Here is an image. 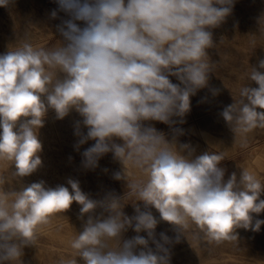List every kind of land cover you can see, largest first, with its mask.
Listing matches in <instances>:
<instances>
[{"label":"clouds","instance_id":"clouds-1","mask_svg":"<svg viewBox=\"0 0 264 264\" xmlns=\"http://www.w3.org/2000/svg\"><path fill=\"white\" fill-rule=\"evenodd\" d=\"M10 2L0 0V7ZM56 3L70 17L57 25L63 38L59 46H35L25 37L0 54V160L15 167L10 176L0 174V264L20 260L25 247L35 246L39 227L73 202L81 206L82 231L70 244L75 256L58 264H170L173 241L163 232L157 239L160 221L182 236L195 224L208 243L217 245L237 241L238 228L258 232L264 220L253 223L252 214L264 212V181L246 168L225 179L220 166L225 152L196 155L190 144L179 143L184 130L173 119L183 123L190 98L209 87L214 62L208 50L215 45L210 29L232 13L235 0ZM57 15L51 12V18ZM247 79L240 99L221 112L242 147L249 133L264 129V59L250 66ZM49 110L59 120L72 110L82 118L75 125L76 147L95 141L82 153L86 169L98 167L108 153L123 165L113 178L125 181L127 195L136 198L134 216L123 211L125 194L94 200L71 178L70 187H46L41 180L21 184L19 191L5 189L42 166L39 130ZM150 121L169 125L171 138L145 124ZM130 167L145 179L130 180ZM129 228L137 235L124 239Z\"/></svg>","mask_w":264,"mask_h":264},{"label":"rangeland","instance_id":"rangeland-1","mask_svg":"<svg viewBox=\"0 0 264 264\" xmlns=\"http://www.w3.org/2000/svg\"><path fill=\"white\" fill-rule=\"evenodd\" d=\"M53 10L58 13L55 19L51 18ZM69 18L68 14L59 10L56 0H11L7 7H0V54L14 50L25 37L35 46H59L63 38L57 31V25ZM77 23L83 27V22ZM210 31L215 45L208 50L214 62L209 87L198 90L190 98L191 110L183 118V123L179 122V118H173L177 120L175 126L184 130L178 141L190 144L196 155L206 151H224L225 160L220 166L226 169L225 179L233 172L239 175L241 169L246 168L264 181V129L249 133L247 144L242 147L239 138L235 139V134L221 116L226 106L240 99V89L250 83L247 79L250 66H256L260 59H264V0H235L232 13L220 26ZM171 79L173 83H178L175 77ZM251 86L258 87L254 82ZM210 88L219 89V93L214 96ZM77 121H82V118L75 110L62 120L56 118L54 110H49L44 126L39 130L42 166L19 183L13 181L11 185H6L5 189L19 191L21 184L27 186L41 180L46 187H70L67 181L71 178L78 180L81 190L94 200H102L109 194L118 197L125 194L123 211L129 217L134 216L132 203H135L136 198L127 195L125 181L113 178L114 173L122 172L123 165L114 159L112 153L104 155L95 169L83 166L82 153L95 141L89 140L76 147L79 139L74 134ZM145 124L154 126L171 138L169 125L156 121ZM81 130L87 131L83 127ZM116 142L122 143L119 139ZM14 170L11 161L0 160V174L10 176ZM129 173L130 180L145 179L135 168L130 167ZM261 199H264V193ZM136 203L143 210V202ZM80 207L73 202L68 210L52 214L49 222L39 227L35 246L25 247L20 260L13 264H58L62 258L74 257L75 251L70 244L76 234L82 231V221L78 218ZM100 211L97 209V213ZM151 211L159 221V212L155 208ZM252 216L253 223L256 219L264 220V212ZM155 231L158 240L159 234L163 232L173 241L169 246L170 264H264V224L258 232L238 228L237 241L219 245L208 243L195 224L190 225L184 236L178 233L175 226L164 221L158 223ZM136 235L129 228L123 238L130 239ZM139 235L147 238L145 232ZM178 235L179 242H176ZM150 247L155 249L151 242Z\"/></svg>","mask_w":264,"mask_h":264}]
</instances>
